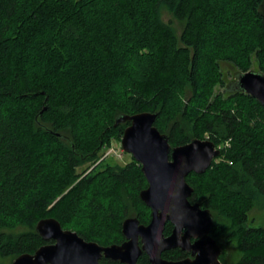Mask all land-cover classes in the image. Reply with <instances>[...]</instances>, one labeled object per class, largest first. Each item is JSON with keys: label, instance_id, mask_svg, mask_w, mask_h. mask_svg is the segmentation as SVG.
<instances>
[{"label": "trees", "instance_id": "16d2710c", "mask_svg": "<svg viewBox=\"0 0 264 264\" xmlns=\"http://www.w3.org/2000/svg\"><path fill=\"white\" fill-rule=\"evenodd\" d=\"M172 21L183 25L179 38ZM239 25L254 30L264 74V0H0V257L12 262L51 243L35 232L43 219L102 247L122 244L131 210L147 225L140 165L132 157L94 165L113 141L120 146L129 122L114 126L117 116L156 112L171 147L206 136L223 146L203 175L186 178L189 201L211 212L222 264H264V227L247 224L264 210V106L236 91L213 94L200 78L204 43L234 49ZM186 89L192 99L165 134L158 124L177 114ZM101 228L115 235L100 241ZM171 231L167 223L164 236ZM230 246L238 257L228 263ZM138 264H148L144 254Z\"/></svg>", "mask_w": 264, "mask_h": 264}, {"label": "water", "instance_id": "95a60500", "mask_svg": "<svg viewBox=\"0 0 264 264\" xmlns=\"http://www.w3.org/2000/svg\"><path fill=\"white\" fill-rule=\"evenodd\" d=\"M230 92L244 93L264 106V74L247 71L236 75ZM158 113L143 112L119 115L114 126L129 122L120 140V147L141 167L147 187L139 194L141 202L150 209V221L141 225L136 218L122 223L124 242L102 247L87 242L77 233L63 230L53 218L40 220L36 234L44 242L34 254H22L10 264H100L103 258L120 264H138L144 253L149 264H221L222 248L210 237L213 217L208 209L189 198L193 188L186 178L194 173L203 175L220 156V150L209 140L193 139L171 147L166 135L155 126ZM172 226L167 237L165 225ZM191 240H194L191 243ZM180 249L189 253L179 261L162 257L164 252Z\"/></svg>", "mask_w": 264, "mask_h": 264}, {"label": "rangeland", "instance_id": "374dc122", "mask_svg": "<svg viewBox=\"0 0 264 264\" xmlns=\"http://www.w3.org/2000/svg\"><path fill=\"white\" fill-rule=\"evenodd\" d=\"M163 19L165 22H168L171 17L166 12H163ZM172 24L175 33L179 38L183 30V25L181 23H178L177 21H172ZM244 27L245 26L242 27V25L238 26V42H235L234 49H227L223 52H214L210 44L204 43L203 45L200 78L203 79L205 83H208V86L212 88L213 94L220 93L225 98L226 95L230 92L229 89L232 88L233 82L236 80V75L240 72L239 67L236 63L245 60L249 64V70L257 72L259 69L255 51L251 48L254 30L250 29L249 27L244 29ZM133 46L134 45H132V47ZM188 99H192V94L189 93L188 89H186L185 91L182 90V93H179L176 97L177 103L179 102L177 114L174 115L173 112H168V114L163 115V117L161 118L158 127L162 131H164L165 134L168 133L167 129H169L173 124L174 118L179 119L181 110L184 108L185 102ZM204 139H209V137L206 136ZM118 144L119 141H113L112 143L113 149L117 154L116 159L112 158V156L115 157V155H111V157L106 160L108 162H114L119 166H124L125 164L130 162L131 156L125 154L122 149H120V146H118ZM222 147L223 146L220 145L216 148L220 149ZM86 166L88 167V165H85V167ZM129 217H134V212L132 210L129 212ZM218 224H223V221L219 219ZM247 224L249 225V227H264V210L258 208L254 209L248 216ZM104 229L105 228L95 229L93 232V236L100 241H106L107 239L115 235L112 230ZM227 251L228 255L227 253L225 254L227 255V262L230 263L236 260V258L238 257L236 249L230 246L228 247ZM10 263V258L0 257V264Z\"/></svg>", "mask_w": 264, "mask_h": 264}, {"label": "built area", "instance_id": "2783aa9c", "mask_svg": "<svg viewBox=\"0 0 264 264\" xmlns=\"http://www.w3.org/2000/svg\"><path fill=\"white\" fill-rule=\"evenodd\" d=\"M120 149H121V147H120ZM115 152H116V151L113 149V145L110 146V147H108V148L102 153V155H101L100 158L97 160V162L95 163L94 166H96V165H97L98 163H100L101 161L108 159L109 157H111V155H115V157L112 156V158H115V159H116V155H117V154H116ZM94 166H93V167H94ZM93 167H91V168L88 170V172H89Z\"/></svg>", "mask_w": 264, "mask_h": 264}, {"label": "flooded vegetation", "instance_id": "af4514ba", "mask_svg": "<svg viewBox=\"0 0 264 264\" xmlns=\"http://www.w3.org/2000/svg\"><path fill=\"white\" fill-rule=\"evenodd\" d=\"M132 218H133V217H132ZM141 225H142V224H141ZM209 235H210V233H209ZM122 236H123V235H122ZM210 237H211V236H210ZM123 238H124V237H123ZM214 240H215V239H214ZM215 241H216L217 244L222 248V253H221V255H222L223 252H224V250H225V249H224L225 247H224V245L221 244V242H219V241H217V240H215ZM123 242H124V241H123ZM123 242H122V243H123ZM193 242H194V240H191V243H193ZM120 245H121V244H120ZM170 251H179L180 253L185 254L186 256H185L183 259H185V258H187V257H190V254H189V253L183 252V251H181L180 249H174V250H170ZM167 252H169V251H167ZM164 253H165V252H164ZM143 254H144V253H142L141 256H142ZM144 255H145V254H144ZM221 255H220V256H221ZM141 256H140V257H141ZM145 256H146V255H145ZM220 256H219V258H218L219 261H220ZM140 257H139V258H140ZM146 257H147V256H146ZM139 258H138V259H139ZM183 259H181V260H183ZM147 260H148V257H147ZM107 261H109V260H107ZM169 261H171V260H169ZM177 261H179V260H177ZM110 262H112V261H110ZM137 262H138V261H137ZM220 262H221V261H220ZM113 263H119V262H113ZM148 264H149V262H148ZM221 264H222V263H221Z\"/></svg>", "mask_w": 264, "mask_h": 264}]
</instances>
